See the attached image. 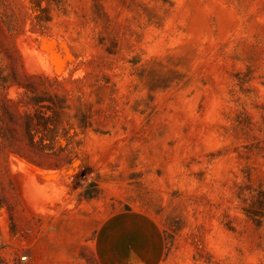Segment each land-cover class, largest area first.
Returning a JSON list of instances; mask_svg holds the SVG:
<instances>
[{"label":"rangeland","instance_id":"obj_1","mask_svg":"<svg viewBox=\"0 0 264 264\" xmlns=\"http://www.w3.org/2000/svg\"><path fill=\"white\" fill-rule=\"evenodd\" d=\"M81 196L264 264V0H0V264Z\"/></svg>","mask_w":264,"mask_h":264},{"label":"crops","instance_id":"obj_2","mask_svg":"<svg viewBox=\"0 0 264 264\" xmlns=\"http://www.w3.org/2000/svg\"><path fill=\"white\" fill-rule=\"evenodd\" d=\"M81 200L40 210L22 239L28 264H173L163 234L148 215L135 210L107 212L101 200Z\"/></svg>","mask_w":264,"mask_h":264},{"label":"built area","instance_id":"obj_3","mask_svg":"<svg viewBox=\"0 0 264 264\" xmlns=\"http://www.w3.org/2000/svg\"><path fill=\"white\" fill-rule=\"evenodd\" d=\"M22 259V261H25L26 259L25 258H21Z\"/></svg>","mask_w":264,"mask_h":264}]
</instances>
